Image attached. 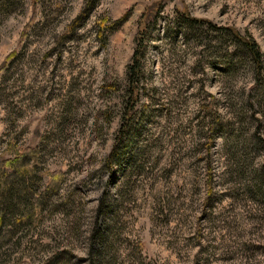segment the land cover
<instances>
[{
  "label": "rangeland",
  "instance_id": "374dc122",
  "mask_svg": "<svg viewBox=\"0 0 264 264\" xmlns=\"http://www.w3.org/2000/svg\"><path fill=\"white\" fill-rule=\"evenodd\" d=\"M84 2L0 0V264H264V0Z\"/></svg>",
  "mask_w": 264,
  "mask_h": 264
},
{
  "label": "trees",
  "instance_id": "16d2710c",
  "mask_svg": "<svg viewBox=\"0 0 264 264\" xmlns=\"http://www.w3.org/2000/svg\"><path fill=\"white\" fill-rule=\"evenodd\" d=\"M98 0H85L84 5L82 7V9L80 10L79 14L76 17V22L81 21L83 18H85L90 11L92 10V8L96 5ZM247 47L249 48V50L253 51V48L251 45H249L248 43ZM254 52V51H253ZM135 64L130 66L129 71H134L135 66L137 65V61L134 62ZM26 151H24V155L25 152L29 151V149H25ZM114 151V150H113ZM112 151V152H113ZM28 155H26L28 158L32 157L34 155H31V153H27ZM24 156L22 155H16L14 157H8V158H1L0 157V229L3 228H9L11 225H13L11 220H7L6 215H7V211L6 209L8 207L11 208V206H13V204L16 203V200L18 198L17 193L21 195V192H24L25 190V182L24 180V173H29V175H31V167L29 165V160L23 158ZM22 166H25L24 171L23 168H19L18 164H21ZM18 168L21 170V172L18 171ZM54 175V174H53ZM60 183V178L58 176V174L54 175L51 177L50 180V186L54 185V186H58V184ZM16 184V185H14ZM39 195L31 198L30 200H32L33 203H30V206L32 204H40L38 202L39 200ZM19 201V200H17ZM7 205V207H6ZM30 206L27 209H24L20 212H17V217L14 218V222H17L20 220V218H22L25 215H29V213H31L30 211ZM9 210V209H8ZM32 210V209H31ZM30 216V215H29ZM6 221V223H5ZM11 224V225H9ZM8 226V227H6ZM5 231H8L7 229Z\"/></svg>",
  "mask_w": 264,
  "mask_h": 264
}]
</instances>
